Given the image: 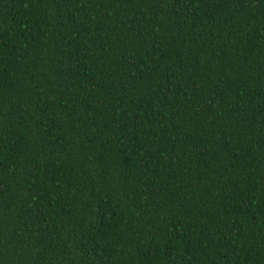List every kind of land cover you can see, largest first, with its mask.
I'll return each instance as SVG.
<instances>
[{"label": "trees", "instance_id": "1", "mask_svg": "<svg viewBox=\"0 0 264 264\" xmlns=\"http://www.w3.org/2000/svg\"><path fill=\"white\" fill-rule=\"evenodd\" d=\"M0 264H264V0H0Z\"/></svg>", "mask_w": 264, "mask_h": 264}]
</instances>
